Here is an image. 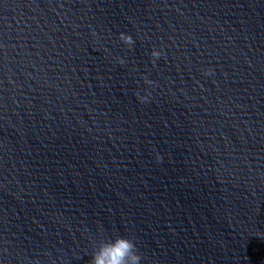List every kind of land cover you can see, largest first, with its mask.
Instances as JSON below:
<instances>
[{"label": "water", "instance_id": "95a60500", "mask_svg": "<svg viewBox=\"0 0 264 264\" xmlns=\"http://www.w3.org/2000/svg\"><path fill=\"white\" fill-rule=\"evenodd\" d=\"M0 264H264V0H0Z\"/></svg>", "mask_w": 264, "mask_h": 264}]
</instances>
